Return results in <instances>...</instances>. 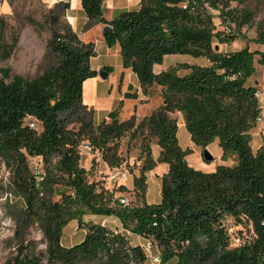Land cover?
I'll list each match as a JSON object with an SVG mask.
<instances>
[{"label":"trees","instance_id":"1","mask_svg":"<svg viewBox=\"0 0 264 264\" xmlns=\"http://www.w3.org/2000/svg\"><path fill=\"white\" fill-rule=\"evenodd\" d=\"M106 0H81L87 23L112 27L104 35L109 48L120 45L122 66L138 78L145 94L162 89L163 103L137 123V115L120 119L123 102L95 123L97 112L83 102L84 83L96 78L91 67L97 56L94 43L82 41L67 21V1L50 9L52 23L44 72L32 79L0 69V158L9 169L14 188L26 202L27 218H39L48 241L50 264H146L149 257L138 237L160 252L161 264H264V146L254 152L252 132L262 115L249 83L256 66L264 67V50L223 53L215 47L230 44L235 35L217 32L205 4L215 0H141L137 9L125 10L108 20ZM52 14V15H51ZM35 28L38 23L29 19ZM264 46V30L254 41ZM17 45L1 49L8 59ZM170 55L204 58L208 65H183L184 74L171 69L155 73ZM111 72V67L103 69ZM125 98H136L127 93ZM183 115L193 144L203 150L218 140L225 160L203 172L189 165L191 149L180 146L179 126L171 115ZM37 122L31 128V121ZM41 127V130H40ZM148 134L160 147L158 159L145 145L146 159L134 186L142 204H122L123 199L100 190L88 179L81 164V146L101 154L110 167L122 164L120 141ZM29 158H40L45 172L38 181ZM159 164L168 172L161 179V200L148 204L147 173ZM62 185L61 202L43 196V190ZM85 218H90L85 221ZM116 221L113 228L103 223ZM76 221L85 236L79 243L62 245L63 230ZM251 228V236H232L227 222ZM233 238L239 244L233 245ZM8 264H42L39 257H22Z\"/></svg>","mask_w":264,"mask_h":264},{"label":"rangeland","instance_id":"2","mask_svg":"<svg viewBox=\"0 0 264 264\" xmlns=\"http://www.w3.org/2000/svg\"><path fill=\"white\" fill-rule=\"evenodd\" d=\"M106 0L104 10L110 8L111 11L126 9L124 2ZM215 6L206 3L208 13L213 17L217 32L227 35H235L236 40L230 44H219L215 42V47L223 53H230L242 50L246 47L254 51L264 50V46L254 43L259 30H264V0H215ZM61 2V1H60ZM57 3H50L46 0H0V51L7 46H13L17 40V45L13 49L10 57L5 59L0 55V69H9L11 77L21 76L32 79L41 75L49 63L48 41L51 38L52 23L47 20L50 9ZM52 15V14H51ZM29 19L35 20L39 26L36 28L29 23ZM68 21V17H67ZM69 23V21H68ZM98 56L93 59V64H98L103 60V50L99 46L96 48ZM1 53V52H0ZM113 60L115 61V54ZM208 65L204 58H194L190 55H170L167 56L161 65L154 67L155 73L179 70V74L185 73L181 69L183 65ZM116 77V78H115ZM1 78V76H0ZM110 99H115L118 105L121 97H124V104L121 111L122 120L129 119L132 115H137L140 121L150 115L163 103L162 89L154 86L144 94L145 102H139L136 98H125V93L129 92V87L137 88L138 78L131 71L130 74L122 71L113 75L105 82ZM249 83L258 88L262 94L259 100L262 108V115L256 129L252 132L251 147L254 152L264 146V67L257 65L255 75ZM120 88V89H119ZM143 91V90H142ZM92 93L86 90L84 101L90 100ZM116 105V106H117ZM97 111V110H96ZM108 113L97 111L95 123H100L107 117ZM177 120L179 126V143L182 148L191 149L192 153L187 157L189 165L203 172L217 170L220 164L218 153L222 150L219 144H213L209 153L213 156L212 162L204 159V150L195 146L191 136L186 129L184 117L181 113L175 112L171 115ZM41 130V127H40ZM150 145L152 157L156 160L160 154V147L157 140L148 134L137 136L131 139L130 136L123 138L119 143V155L122 164L118 167H110L106 164L98 151L89 147L88 143L81 146V164L88 171V179L91 183H96L100 190L113 193L115 198L123 199L130 206L142 204L134 179L141 176L145 163V145ZM222 160V159H221ZM226 166L236 164V157L230 155L222 160ZM29 165L33 175H37L41 181V175L45 172L44 163L40 158H29ZM168 172L165 164H159L153 171L147 173L148 190L145 200L148 204H157L161 200V179ZM68 190L60 184L52 186V191L43 190V196L50 198L53 202H61L62 193ZM26 202L20 192L14 186L9 169L0 158V264L12 262L21 252L22 257H39L42 264H50L47 258L48 241L44 233L42 222L39 218H27L25 215ZM90 218H85L89 221ZM113 228L116 221L107 220L103 222ZM227 227L236 236L242 233L245 237L251 236V228L235 226L234 222L228 221ZM85 236L84 230L79 227L76 221L71 222L63 230L62 245L71 247ZM134 242L142 243L149 260L146 264H161L160 252L148 242L134 237ZM233 245L239 244L237 238H233ZM167 264H176L170 261Z\"/></svg>","mask_w":264,"mask_h":264},{"label":"crops","instance_id":"3","mask_svg":"<svg viewBox=\"0 0 264 264\" xmlns=\"http://www.w3.org/2000/svg\"><path fill=\"white\" fill-rule=\"evenodd\" d=\"M46 1L50 2V3H57L60 1L61 2H64V1L69 2L71 8H70L67 15H68L69 24L71 25L72 29L79 35V37L82 41H84L86 43H94L95 48H98L100 46L101 49L103 50V60L101 62H98V64L95 65V64H93L94 58H92L91 59V67L93 69H95L97 72L99 70H103L105 67H111L112 70H111V72H107L109 74V76L106 80H103L99 76H97L96 78L88 79L84 83L83 98L85 96L86 90L90 91V93H92V95L90 96V100L84 101V99H83V102L85 105H87L89 107H93L95 109V111L99 110V111H102L103 113H110L111 111H113L116 108L117 104L115 102V99H110V96H108L106 94L108 92V89H107V85L105 82H107V80L110 79V77H112L113 75L117 76L121 71H122V74H123V72H127L128 74H130V72H131L130 69H124L122 66V58H121V54H120V51H121L120 45L116 44V46L113 48H109L107 46L105 39H104V34H103V28L105 25H98V26L93 27L90 30H85V25L87 23V19H86L85 13L83 11L81 0H46ZM115 1H120V0H113L109 4H113ZM122 1L124 2V0H121V2ZM140 1L141 0H125L124 4L126 5L125 6L126 9L119 10V11L122 12L125 10L137 9L139 7ZM104 13H105V17L108 20H112L116 15L119 14L118 10L111 11L110 8L106 9V11L104 10ZM111 52H114L115 61L118 64H115V62L113 60V55L111 54ZM98 55L99 54L97 52V56ZM128 93L135 94L137 96V101H139L140 103L145 102V100L143 99L145 96L143 94V91H142V88L139 84V81H138V85H137L136 89L132 88L131 86L129 87ZM125 94H127V93H125ZM118 100L120 102H123V104L125 102L124 97H121ZM213 144H218V140L215 141ZM213 144H211L207 148L208 151H210V148ZM183 149H185V148H183ZM222 155H223V152L221 151L220 153H218V158L220 159V164L225 165V163L221 160ZM167 170H168V166H167ZM214 171L215 170H212L211 172H214Z\"/></svg>","mask_w":264,"mask_h":264},{"label":"water","instance_id":"4","mask_svg":"<svg viewBox=\"0 0 264 264\" xmlns=\"http://www.w3.org/2000/svg\"><path fill=\"white\" fill-rule=\"evenodd\" d=\"M113 32L112 27L105 25L103 28V34H111ZM218 49V48H217ZM98 76L103 79L106 80L109 76V74L104 71V70H99L98 71ZM204 159L206 162H212L213 161V156L209 153V151L207 149L204 150Z\"/></svg>","mask_w":264,"mask_h":264},{"label":"built area","instance_id":"5","mask_svg":"<svg viewBox=\"0 0 264 264\" xmlns=\"http://www.w3.org/2000/svg\"><path fill=\"white\" fill-rule=\"evenodd\" d=\"M256 96H257L258 99H260L261 96H262V94L258 92V93L256 94ZM259 120H260V119H259ZM30 127H31V128H36V127H37V122H36L35 120H32V121H31V124H30ZM121 203H122V204H125V205L127 204V202H126L125 200H122Z\"/></svg>","mask_w":264,"mask_h":264}]
</instances>
